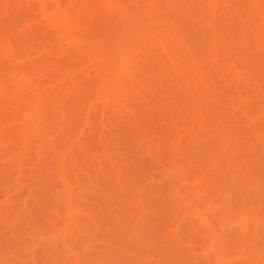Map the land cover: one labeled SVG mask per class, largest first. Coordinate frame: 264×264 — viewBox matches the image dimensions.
<instances>
[{"label":"rangeland","instance_id":"1","mask_svg":"<svg viewBox=\"0 0 264 264\" xmlns=\"http://www.w3.org/2000/svg\"><path fill=\"white\" fill-rule=\"evenodd\" d=\"M0 264H264V0H0Z\"/></svg>","mask_w":264,"mask_h":264}]
</instances>
